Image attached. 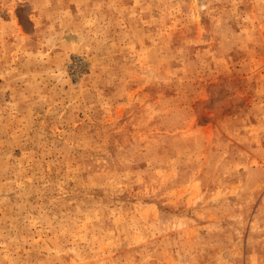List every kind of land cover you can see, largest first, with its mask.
<instances>
[{
  "label": "rangeland",
  "instance_id": "1",
  "mask_svg": "<svg viewBox=\"0 0 264 264\" xmlns=\"http://www.w3.org/2000/svg\"><path fill=\"white\" fill-rule=\"evenodd\" d=\"M0 264H264V0H0Z\"/></svg>",
  "mask_w": 264,
  "mask_h": 264
}]
</instances>
